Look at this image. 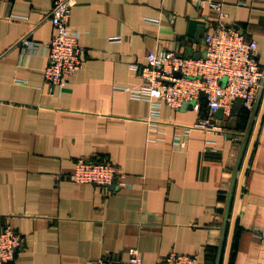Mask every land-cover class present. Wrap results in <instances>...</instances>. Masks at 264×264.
Instances as JSON below:
<instances>
[{
	"label": "crops",
	"instance_id": "1",
	"mask_svg": "<svg viewBox=\"0 0 264 264\" xmlns=\"http://www.w3.org/2000/svg\"><path fill=\"white\" fill-rule=\"evenodd\" d=\"M213 1L76 0L69 25L86 58L51 90L53 0H0V214L25 237L10 264L127 260L132 248L142 264L172 250L264 264V86L252 109L236 98L224 115L205 98L163 104L151 132L150 103L131 91L150 50L202 57L222 24L258 41L264 67V0ZM200 117L216 128L185 130ZM82 157L113 163L128 185L74 181Z\"/></svg>",
	"mask_w": 264,
	"mask_h": 264
},
{
	"label": "built area",
	"instance_id": "2",
	"mask_svg": "<svg viewBox=\"0 0 264 264\" xmlns=\"http://www.w3.org/2000/svg\"><path fill=\"white\" fill-rule=\"evenodd\" d=\"M201 5L206 0H197ZM213 7L219 2L210 0ZM76 0H53L51 20L54 36L46 44L48 64L44 77L51 90H61L84 64L86 53L79 42L78 31L69 25ZM30 43V38L21 40ZM206 53L202 57L179 56L173 51L150 50L147 63L135 66L144 78V83L132 88V94L150 103V132L153 123L160 118L161 107L168 104L181 108L185 102H194L199 109L202 94L211 112L223 109L231 113L236 98H243L248 109H252L261 87L264 86V67L259 60L258 41L246 37L239 28L222 24L205 34ZM213 129L216 125L209 117H200L191 128ZM176 135V148L182 149L186 141ZM126 174L113 163L88 158H78L72 178L77 182L95 183L101 187L110 185L115 179L122 186L128 185ZM264 234V229H263ZM25 237L0 214V264H10L23 245ZM143 256L138 248H132L127 260H114L101 256L96 264H142ZM157 264H203L198 254H187L172 250Z\"/></svg>",
	"mask_w": 264,
	"mask_h": 264
},
{
	"label": "water",
	"instance_id": "3",
	"mask_svg": "<svg viewBox=\"0 0 264 264\" xmlns=\"http://www.w3.org/2000/svg\"><path fill=\"white\" fill-rule=\"evenodd\" d=\"M206 97V94L205 93H203L202 94V98H205ZM239 98H241V97H239ZM193 104H194V102H192ZM217 112H221L223 115H224V111H223V109H219ZM228 216H229V211H227V213H226V219H225V227H224V230L226 229V224H227V221H228Z\"/></svg>",
	"mask_w": 264,
	"mask_h": 264
}]
</instances>
